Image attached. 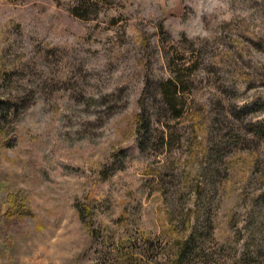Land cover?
I'll use <instances>...</instances> for the list:
<instances>
[{
	"label": "rangeland",
	"instance_id": "obj_1",
	"mask_svg": "<svg viewBox=\"0 0 264 264\" xmlns=\"http://www.w3.org/2000/svg\"><path fill=\"white\" fill-rule=\"evenodd\" d=\"M176 69L207 141L189 109L139 119ZM238 93L264 120V0H0V100L21 98L0 109V264H74L92 225L81 264H169L194 228L264 253V141Z\"/></svg>",
	"mask_w": 264,
	"mask_h": 264
},
{
	"label": "trees",
	"instance_id": "obj_2",
	"mask_svg": "<svg viewBox=\"0 0 264 264\" xmlns=\"http://www.w3.org/2000/svg\"><path fill=\"white\" fill-rule=\"evenodd\" d=\"M171 72V76L165 78V80L160 79L151 84L148 81L145 82V86L141 90V95L139 96V104L141 107L139 119L142 118L144 114L150 115L154 109H158L162 112L165 108L166 112L172 110L170 119L180 117L183 111L187 113L186 109H189V121H195V124L199 128L201 125V129L203 130L202 140L207 141L208 132L215 123L212 121L207 123L205 114H198L195 111L197 110L196 107L191 108L189 106L188 108V105H186V103L184 104V102L179 106L178 102H180L179 99L181 98L179 96L186 94L187 91L184 76H182L177 69ZM243 80L237 84V89L240 87V84H247V77L243 78ZM238 96L239 93L233 95L236 103L234 104V114L238 117L241 116V114L245 115L243 117L249 116L247 118V120H249L247 129L252 139L255 138V140H258L261 138V140L264 141V120L254 118L255 114L253 111H255L256 101L241 103L238 101ZM18 97L19 94H11V96L5 97L4 101L0 100V109L3 106H8L11 99H17L18 103L21 99ZM154 105L158 107H154ZM142 121H144L143 118ZM145 121L147 123L148 120L145 118ZM212 145V147H214V143ZM262 196H264V194L256 196L254 200L255 205L258 204V202L261 203L263 199ZM85 210L88 209L85 207ZM100 233V226H90L88 233L90 241L87 246L76 255L74 264H81L83 260H87L91 257L93 247L96 245V248H94L96 251L99 244V239L101 237ZM169 243L172 247L171 249H173L168 258L170 261L169 264H264V253H261L263 252V247L253 248L248 238H244V243L240 245L239 238L232 236V240L223 239L221 242L215 241L213 243L215 247L210 249V247L207 246L208 242L206 243V241L202 239L201 231L194 228L190 232L185 233V235H180L178 230H176L169 239ZM143 244H145V247L141 248L142 250L154 246L153 240H149L148 238ZM118 245V242H112L109 246V250L117 249ZM141 254L144 255V252H141ZM125 261H130V259H125Z\"/></svg>",
	"mask_w": 264,
	"mask_h": 264
}]
</instances>
